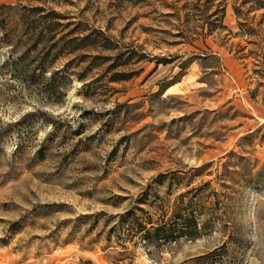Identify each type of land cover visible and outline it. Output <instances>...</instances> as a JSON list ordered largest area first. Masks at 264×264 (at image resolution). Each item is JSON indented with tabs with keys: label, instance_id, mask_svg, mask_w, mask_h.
Here are the masks:
<instances>
[{
	"label": "rangeland",
	"instance_id": "obj_1",
	"mask_svg": "<svg viewBox=\"0 0 264 264\" xmlns=\"http://www.w3.org/2000/svg\"><path fill=\"white\" fill-rule=\"evenodd\" d=\"M153 1L0 0V264H264V9Z\"/></svg>",
	"mask_w": 264,
	"mask_h": 264
},
{
	"label": "trees",
	"instance_id": "obj_2",
	"mask_svg": "<svg viewBox=\"0 0 264 264\" xmlns=\"http://www.w3.org/2000/svg\"><path fill=\"white\" fill-rule=\"evenodd\" d=\"M124 3H132L135 5L147 3L153 5V0H121ZM158 2L159 7L163 9L161 15L164 17L175 16L179 20L185 21L187 24L192 20L198 22L197 30L202 29L206 33H213L214 31L225 28L222 20L225 14L226 7L229 0H155ZM233 8L237 15L241 17L242 15L249 14L252 11L264 9V0H232ZM37 13L43 11L40 8H35ZM61 13L56 11L49 12L44 14L43 18H61ZM46 28L54 30L53 24L47 25ZM208 31V32H207ZM87 38H90V35H87ZM95 40V38L93 39ZM88 44H94L88 43ZM107 49H113V44L111 40H108L106 43ZM159 63H168L169 61H163L162 59L158 61ZM129 77H119L117 80H126ZM166 223L163 225H152L151 229H148L147 226H143L142 230H146L148 233L157 234L159 239L164 238L162 235H159L160 231H165L168 229Z\"/></svg>",
	"mask_w": 264,
	"mask_h": 264
}]
</instances>
